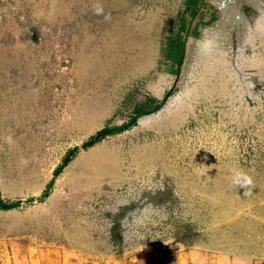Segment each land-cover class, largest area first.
<instances>
[{
  "label": "rangeland",
  "instance_id": "374dc122",
  "mask_svg": "<svg viewBox=\"0 0 264 264\" xmlns=\"http://www.w3.org/2000/svg\"><path fill=\"white\" fill-rule=\"evenodd\" d=\"M263 63L264 0H0V264H264Z\"/></svg>",
  "mask_w": 264,
  "mask_h": 264
},
{
  "label": "crops",
  "instance_id": "0c3cea01",
  "mask_svg": "<svg viewBox=\"0 0 264 264\" xmlns=\"http://www.w3.org/2000/svg\"><path fill=\"white\" fill-rule=\"evenodd\" d=\"M34 214H36L37 215V212L35 213V212H24L23 213V211H21L20 213H18V215H27V217L26 218H24V219H22V221H19V220H21V219H17V222H14V221H12V223L13 224H11V225H9V224H6V222H4V225H2V226H0V230L2 229V228H8L9 226H11V228H9V229H11V234L13 233L14 234V232H16L14 235H16L17 234V239H19V237H21L22 236V234H23V232H25L26 231V233H28L29 231V228H32V226H36L37 227V222L36 221H34L33 219H31V217L34 215ZM8 223H10V222H8ZM25 226V227H24ZM35 227V228H36ZM13 230V231H12ZM26 237H28L29 235H25ZM20 240V239H19ZM12 257H14V256H12ZM36 258V257H35ZM12 264H17V259H13V263ZM34 264H36V263H34Z\"/></svg>",
  "mask_w": 264,
  "mask_h": 264
},
{
  "label": "trees",
  "instance_id": "16d2710c",
  "mask_svg": "<svg viewBox=\"0 0 264 264\" xmlns=\"http://www.w3.org/2000/svg\"><path fill=\"white\" fill-rule=\"evenodd\" d=\"M115 130L112 128H104L99 130L95 135H93L87 142H85V146H89V145H93L95 142L103 139L104 137H106L107 135L113 133ZM70 153V152H69ZM70 161L69 156L67 155L64 159H63V163L56 169L55 171V175H57L60 172V169L66 165L68 162ZM19 203L13 202V203H4L1 205V208L3 209H11L13 207H16Z\"/></svg>",
  "mask_w": 264,
  "mask_h": 264
},
{
  "label": "clouds",
  "instance_id": "9594fccd",
  "mask_svg": "<svg viewBox=\"0 0 264 264\" xmlns=\"http://www.w3.org/2000/svg\"><path fill=\"white\" fill-rule=\"evenodd\" d=\"M101 9H97V12L99 13ZM231 181L234 185H237L238 187L247 188L253 184L252 177L245 173L242 170H236L233 172Z\"/></svg>",
  "mask_w": 264,
  "mask_h": 264
},
{
  "label": "bare ground",
  "instance_id": "6f19581e",
  "mask_svg": "<svg viewBox=\"0 0 264 264\" xmlns=\"http://www.w3.org/2000/svg\"><path fill=\"white\" fill-rule=\"evenodd\" d=\"M263 52V51H262ZM252 54H253V52H252ZM258 54H259V52H258ZM256 55H257V53H256ZM260 56V55H259ZM228 58V54L227 53H225V55H223V60L224 59H227ZM260 59V58H259ZM260 64V63H259ZM264 64V63H263ZM223 70V69H222ZM224 83H226V82H224ZM224 87H221V90H223L224 91ZM203 95V94H202ZM205 97H207V96H205ZM198 100V99H197ZM200 104V103H199ZM175 123H179V119L178 120H176L175 121ZM175 123H174V125H175ZM175 126H178V125H175ZM177 128V127H176ZM77 162L75 161L72 165H75Z\"/></svg>",
  "mask_w": 264,
  "mask_h": 264
}]
</instances>
